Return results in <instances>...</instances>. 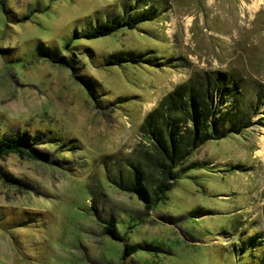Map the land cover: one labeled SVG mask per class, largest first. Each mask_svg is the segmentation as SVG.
Returning <instances> with one entry per match:
<instances>
[{"label": "rangeland", "instance_id": "1", "mask_svg": "<svg viewBox=\"0 0 264 264\" xmlns=\"http://www.w3.org/2000/svg\"><path fill=\"white\" fill-rule=\"evenodd\" d=\"M3 1L0 135L26 136L37 158L0 156V264H264V104L246 130L196 149L148 211L105 172L195 72L264 83V0H142L150 20L93 39L83 32L135 1ZM117 51L151 59L107 65ZM106 218L122 240L102 232Z\"/></svg>", "mask_w": 264, "mask_h": 264}, {"label": "trees", "instance_id": "2", "mask_svg": "<svg viewBox=\"0 0 264 264\" xmlns=\"http://www.w3.org/2000/svg\"><path fill=\"white\" fill-rule=\"evenodd\" d=\"M134 1L135 6L121 3L118 16L96 21L83 32L85 39L112 35L122 28L135 29L155 15L154 11L142 7V0ZM0 4L5 11L4 1L0 0ZM141 56L129 51H117L109 54L106 64L124 66L129 63L135 66L151 59H142ZM51 60L67 66L73 64V59L64 57H51ZM83 80L88 88V83ZM262 104L264 83L247 82L244 75L235 69L197 71L171 88L145 114L139 125L138 146L129 157H117L115 165L118 173L112 174L109 169H105L106 179L119 189L135 194L148 211L165 197L185 169L195 165L191 161L187 163L189 165L185 163L196 149L209 140H218L246 130L253 123L252 116L260 113ZM30 145L24 135L2 134L0 156L25 154L35 160L37 157ZM88 187L94 194L91 209L100 218L96 209L98 202H101L97 199L99 195L93 186ZM103 223L104 234L122 240L113 220L106 218ZM136 249L135 244L125 245L124 254H131Z\"/></svg>", "mask_w": 264, "mask_h": 264}]
</instances>
